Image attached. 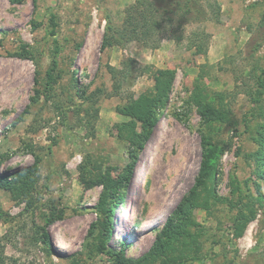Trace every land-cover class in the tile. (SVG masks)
<instances>
[{"label":"rangeland","instance_id":"obj_1","mask_svg":"<svg viewBox=\"0 0 264 264\" xmlns=\"http://www.w3.org/2000/svg\"><path fill=\"white\" fill-rule=\"evenodd\" d=\"M133 2L0 0V252L7 264H264V0H217V16L174 17L149 44L104 43L105 16L121 28ZM49 12L60 52L46 89ZM158 69L173 71L164 115L111 206L104 177L124 180L130 163L120 131L130 117L116 109L153 90ZM203 139L216 154L201 192L210 206L186 225L194 244L150 258Z\"/></svg>","mask_w":264,"mask_h":264},{"label":"trees","instance_id":"obj_2","mask_svg":"<svg viewBox=\"0 0 264 264\" xmlns=\"http://www.w3.org/2000/svg\"><path fill=\"white\" fill-rule=\"evenodd\" d=\"M219 12L220 7L217 0H134L132 4L124 9L121 28L114 25L109 15L105 16L106 25L103 42L105 43L108 39L110 42H119L121 39L123 41L135 39L149 44V42H156L157 37L167 31V27H172L174 17H181L184 20L203 21L210 13L217 16ZM48 24L50 28L48 35L53 37V51L51 64L45 71L46 89L55 80L54 72L57 68L60 52V45L56 37L57 21L55 14L52 12L48 14ZM116 38L119 40H115ZM194 48L197 52L200 50L197 45ZM139 71H128L125 74V79L128 81L129 87L132 85L131 76L133 75L131 74ZM153 79L155 80L153 90L140 93L137 96H130V100L126 104L116 109L118 113L130 117V120L120 124L122 137L128 141L130 163L127 165V174L124 180L114 179L110 175L104 177L107 191L103 192V196L106 197L110 191V205L122 202V191L126 189L130 181L138 151L143 148L151 136L159 116L164 115L163 108L168 99L169 90L171 89L173 71L169 69L154 70ZM197 104L204 120H210L216 117V111L211 107L212 105L210 103L202 101L197 102ZM202 144V159L194 183L188 193L180 199L174 209L169 213L164 225L157 233L153 247L149 253L150 258L165 257L172 253L178 245H175L178 241H181V244L186 249L191 248L192 244H194L195 239L193 235L189 240H187L188 238L186 239L187 234L188 236L191 235L189 231L187 232L186 225L187 223L190 224L193 208L202 206L207 209L210 206L201 192L207 189L208 178L212 168L211 160L216 154V148L206 139L202 140ZM35 168V166L31 167V169ZM26 172L27 170L25 169L17 171V174H19L22 180V186H25L27 184V178H30L29 176L24 177ZM109 210V207L104 208V212L107 213V218L110 217ZM43 237L44 239L48 238L47 233ZM7 259L5 254L0 252V264H7Z\"/></svg>","mask_w":264,"mask_h":264}]
</instances>
